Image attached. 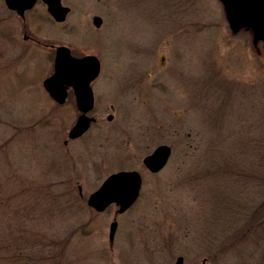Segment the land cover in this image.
<instances>
[{
	"label": "rangeland",
	"instance_id": "rangeland-1",
	"mask_svg": "<svg viewBox=\"0 0 264 264\" xmlns=\"http://www.w3.org/2000/svg\"><path fill=\"white\" fill-rule=\"evenodd\" d=\"M61 3L56 21L42 0L23 17L0 0V264H264V38L232 31L220 0ZM58 45L100 60L77 138L72 92L42 86ZM119 169L140 172L136 201L88 206Z\"/></svg>",
	"mask_w": 264,
	"mask_h": 264
},
{
	"label": "water",
	"instance_id": "water-1",
	"mask_svg": "<svg viewBox=\"0 0 264 264\" xmlns=\"http://www.w3.org/2000/svg\"><path fill=\"white\" fill-rule=\"evenodd\" d=\"M36 0H4L6 6L14 9L23 16L24 11L33 6ZM47 10L56 21H63L69 7L62 5L61 0H43ZM224 7L226 21L232 31L241 28L250 29L254 40L264 38V0H220ZM99 15L92 16L95 26L101 24ZM161 62L163 56H161ZM100 61L93 54L76 56L71 54L65 45L55 48L53 71L42 80V85L48 94L58 103L66 99L67 89L71 88L75 97V104L79 110L74 123L68 130L69 138L82 135L95 120L88 114L94 105L91 81L98 75ZM112 114L106 116L111 119ZM171 153L168 144L157 145L150 153L146 154L142 162L152 172L160 170L167 162ZM142 183V177L137 169H119L109 173L91 191L86 203L96 211H103L108 205H117L116 213L125 211L138 197ZM81 193V187L79 186ZM117 227L116 219L109 223L108 239L111 244ZM167 264H185L183 256L178 255L176 259Z\"/></svg>",
	"mask_w": 264,
	"mask_h": 264
},
{
	"label": "bare ground",
	"instance_id": "bare-ground-1",
	"mask_svg": "<svg viewBox=\"0 0 264 264\" xmlns=\"http://www.w3.org/2000/svg\"><path fill=\"white\" fill-rule=\"evenodd\" d=\"M137 19H135V21H136ZM143 21L148 25V27H149V29H150V26H149V19H146V17L144 18V19H142V20H140L139 22L140 23H143ZM131 23H134V22H132V19H131V21L129 22V24L131 25ZM135 24V23H134ZM132 26V25H131ZM133 27V26H132ZM149 29H146L147 30V32H149ZM141 30V29H140ZM145 31V30H144Z\"/></svg>",
	"mask_w": 264,
	"mask_h": 264
},
{
	"label": "flooded vegetation",
	"instance_id": "flooded-vegetation-1",
	"mask_svg": "<svg viewBox=\"0 0 264 264\" xmlns=\"http://www.w3.org/2000/svg\"><path fill=\"white\" fill-rule=\"evenodd\" d=\"M69 91H71V90H69ZM68 91V92H69ZM68 92H67V96H68ZM72 92V91H71ZM72 95H73V92H72ZM67 96H66V98H67ZM73 97H74V95H73ZM66 101V100H65ZM65 142H66V140H65ZM142 181H143V179H142Z\"/></svg>",
	"mask_w": 264,
	"mask_h": 264
}]
</instances>
